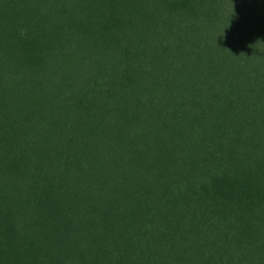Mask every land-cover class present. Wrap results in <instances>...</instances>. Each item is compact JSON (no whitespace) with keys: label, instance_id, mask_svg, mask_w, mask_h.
<instances>
[{"label":"trees","instance_id":"trees-1","mask_svg":"<svg viewBox=\"0 0 264 264\" xmlns=\"http://www.w3.org/2000/svg\"><path fill=\"white\" fill-rule=\"evenodd\" d=\"M0 264H264V0H0Z\"/></svg>","mask_w":264,"mask_h":264}]
</instances>
